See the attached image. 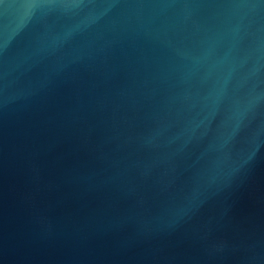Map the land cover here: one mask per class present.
Segmentation results:
<instances>
[{
	"label": "water",
	"instance_id": "1",
	"mask_svg": "<svg viewBox=\"0 0 264 264\" xmlns=\"http://www.w3.org/2000/svg\"><path fill=\"white\" fill-rule=\"evenodd\" d=\"M0 264H264V0H0Z\"/></svg>",
	"mask_w": 264,
	"mask_h": 264
}]
</instances>
